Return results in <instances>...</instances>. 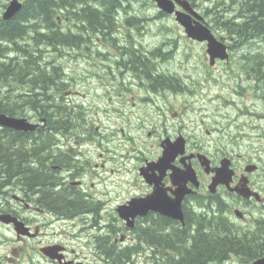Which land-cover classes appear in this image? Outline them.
<instances>
[{
    "label": "flooded vegetation",
    "instance_id": "af4514ba",
    "mask_svg": "<svg viewBox=\"0 0 264 264\" xmlns=\"http://www.w3.org/2000/svg\"><path fill=\"white\" fill-rule=\"evenodd\" d=\"M25 1L18 0L22 7ZM124 1H126L125 4H123ZM186 1L189 8L197 10L200 13V20L202 22H206V16L214 20L211 14L207 15L205 12V9L208 8L205 6V2L208 1ZM203 1L205 2L203 3ZM223 1L225 9H229L230 6L232 10L235 8L234 5H227L228 2ZM11 3H9L8 7ZM109 7V10L102 8L101 10L103 11H100L93 8L91 11L93 13L98 11V13L104 15L105 11H108L109 19L113 20L111 29L115 31L118 30V25L129 23V26L145 33L149 31V26L153 21H155L152 23L153 25L159 23L162 26L168 24V22H165L169 20L168 18H172V16L156 10L155 5L150 1L141 4L137 0H111ZM175 7L179 11H182L180 6H176L175 4ZM238 13H227L226 10L224 20L237 24ZM56 21L59 26L67 27L63 24L62 20ZM63 21L67 25H70L69 20ZM175 26L178 25L175 24ZM78 28L80 29V27ZM78 28L75 30H78ZM91 35L95 36V34ZM131 39L132 31L128 30L123 32L121 36L119 35L118 38L117 36L112 37L111 41L107 44L104 40L100 39L93 40L94 43L92 41L85 43L86 46L98 45L103 48L108 45L111 48L103 50L107 55L106 60L96 53L98 58H91L89 56L93 62L92 68L97 69L96 73L87 77L94 81L88 84L89 94L102 95L108 97L109 102H115L116 97L119 95V87L128 80H131L133 75L139 84L145 87V84H147L146 80L149 82L153 81L152 77L148 78L153 73V69L151 70L152 66L155 65V68L159 66L160 69H163L166 63L173 64L164 57L163 51L167 46L165 44L152 45L150 42L142 40L144 48L155 47V52H159L162 49L161 55L156 53V56L150 58L157 59V64L155 62L154 65L150 61L145 63L149 56H142L143 51L133 52L136 55H132V52L125 53L124 50L126 46L128 47ZM86 40L88 39L84 41ZM112 41H115V44ZM254 44L256 49H260L256 52L258 53V58L259 56L262 58L260 60L261 65L242 64V67H232L231 65L228 72H225V75L234 83V87L226 90L225 95L220 101L221 104L227 103L230 105V103L236 102L238 94V97L243 99V107L240 109L241 113L238 114L236 119L239 120L240 116L243 115H247L249 119L242 121V124L239 126L242 127L239 130L241 133L237 137H230V140L220 141L227 135V127L220 125L218 137L214 131L216 140L209 141L210 133L206 126H203L202 129L200 125L196 124L195 128L185 130L183 122L176 120L177 113L171 109V106H168L169 118L162 122L160 134L154 133L153 130L148 133L149 137L152 136L151 141L157 146L155 155L153 158L136 157L135 159L138 164H134L132 161L134 154L131 152L127 153L126 159L130 163L128 170L126 166H122L120 163L119 168L117 167L116 152L96 150L95 138L98 142V147H100L98 137L84 135V131H87L89 134L90 130L99 131L101 119L98 107L94 104L84 103L75 96L73 99L78 102V107L74 115L75 118H73V114H70L68 106H65V111L62 114L58 112L57 100L53 101L52 97L48 95L46 98L48 103L46 110L53 108L55 116L51 115V118L58 120L62 126L66 127L71 124L72 135L68 132H64V134L58 132V134L56 132L53 133L52 130H48L44 123L45 119L41 116L42 114L34 109V116L41 118L36 119L32 117V120L38 125V132L43 131L41 133L43 134L44 131H47L49 143L37 147V152L33 156H30V158H32V162L36 165L44 166L45 173L48 174V181L45 186H51L58 193V196L46 203L47 196L40 192L41 190L39 192L35 188L26 190L25 186L19 182L17 183V181L12 183V186L1 182L0 214L14 216L28 228V232L25 236H17L12 232L11 227L0 226V264H117L118 253L123 251L129 252L126 264H133L134 257L131 254L133 247L137 248L138 246V249H143L144 252L146 249L150 251V248L139 237L140 231H142L139 226L135 225V229L131 234L126 231V226L123 223L118 222V207L135 197V193L129 197L130 188L133 187L129 186L126 180L128 179L129 172L132 174L140 173L149 164H151L149 173H154L153 176H159L157 172L152 170V163H155L159 158L160 143L163 138H168L166 142L174 144V141L179 136L184 138L186 155L190 158L182 161V158L178 156L176 159H173L170 166L175 170H180L184 165L188 164L195 174L193 181H187L186 183V190L189 193L185 196L181 205L184 218L185 216L187 217L185 213L189 200L192 201L189 216L202 209V211H205V208L210 204L221 202L224 205V212L227 214L234 215V210H237L235 214L238 218L229 219V221L232 224H236L239 233L238 238L243 246L242 251L238 255L240 264H251L256 259L264 258V251L260 249L254 251V248H258L259 245L262 244L264 246V189H262L264 185V158L261 154L262 149L259 147L262 144L255 137L257 122L256 120H252L255 119V116L260 117V115L264 119V111L260 114L258 113V115H254L255 113H252L248 109L253 101L259 100L260 103L264 104V72L261 70L264 66H262L264 64V56L262 55L264 40L257 39ZM228 47L230 49V46ZM166 55L170 56L172 52H168ZM135 56H142L146 60L135 62L132 65V58ZM97 61L98 63L95 64ZM227 64L224 63V65ZM144 67L145 70L149 71V75L143 70ZM231 69H234V71ZM190 79V76H188L183 87V92L189 96L193 90L190 86H194ZM132 82L134 81L132 80ZM239 84H246L247 87L243 86L238 90L236 87ZM78 85H85L83 77L79 78ZM194 89L192 93L196 95V86H194ZM150 90L154 94L156 92L162 94L165 91H179V89H159V91H153L151 87ZM180 96L183 99V93L181 94L180 92L175 96L174 102H179L181 100ZM153 101L149 102L153 104ZM123 103L126 104V98L123 99ZM190 103H192V100H190ZM192 121L190 120L191 123ZM233 122L235 123V121ZM217 128L218 126L213 127L214 130ZM261 131L264 132L262 129L258 130V132ZM202 133L206 135L204 142V137L201 136ZM236 139H239L240 142L234 143ZM227 141L231 142L230 146L227 144ZM50 145H52L51 148ZM232 145H235V147ZM45 150L48 153H45L43 156L42 153ZM198 154L208 158L210 168L212 169L217 167L223 158H229L234 172L230 188H233L237 184L240 188L246 187L250 192L249 197H245L240 192L236 194L229 191L224 185L218 186L216 192L211 193L209 185L212 181L213 173L212 171L209 174L205 172L204 167L200 164V160H198ZM206 169L208 168L206 167ZM170 175L171 170H166L162 176H159L161 179L160 188L168 198H172L173 192L178 188V185L172 182ZM193 184L197 185V190L194 193ZM99 191H103L106 195L116 198V201H105L98 198L96 193ZM238 191L240 190L238 189ZM143 192L145 193L143 195L149 193L146 190V186H144ZM101 204H107L111 207V213L107 219H102L100 216ZM40 215L46 216L38 219ZM142 220L145 222H142ZM152 221H156L157 230L163 234L172 229V227H166L169 224L167 218L153 212H149L142 218L136 219V222L147 223L148 225ZM171 222L174 228L178 227L177 222ZM180 225L182 226V224ZM116 232L129 234L128 236L131 237L130 245L128 243L117 244L114 240ZM139 238L142 242H139ZM159 245L163 247V244ZM52 248L56 249L52 257L56 259L60 258L61 263L58 260H50ZM245 248L252 250L246 251ZM44 251L49 252L50 258ZM44 255L46 258H44ZM244 257H247V259H244ZM119 260L121 261L122 258H119ZM148 261L149 259L145 258L143 263L147 264Z\"/></svg>",
    "mask_w": 264,
    "mask_h": 264
},
{
    "label": "trees",
    "instance_id": "16d2710c",
    "mask_svg": "<svg viewBox=\"0 0 264 264\" xmlns=\"http://www.w3.org/2000/svg\"><path fill=\"white\" fill-rule=\"evenodd\" d=\"M69 1L72 0H29L24 2V7H22L21 11L15 18H11L8 21L0 20V41L8 44L15 43L17 44L15 46L16 48L19 47L18 44H20L17 43V41L23 42L24 44V41H21V38L26 41L28 38L29 40L31 38L35 46L45 43L46 39L51 38V35L47 31L37 33V30L32 26L29 27V29L26 28L28 22L36 19L41 24L44 22V30L58 31L59 36L57 35V38L63 43L76 40V33L81 34V39H88L83 43H90L91 33L95 34V36H100L98 33H94V31L98 30L100 34H104L108 29L112 30L113 20L109 19L108 11H105V15L98 13V11L93 13L91 11L93 8L87 6L86 0H81L80 5H83L84 7L79 8L78 13L72 14L71 18L76 24L82 26H78L80 29L76 31L74 35L67 32L63 33L62 27L59 26L56 21V17H60L59 12L62 11L60 8L55 7L61 5L69 6ZM93 1L97 0H91L89 3H92ZM206 1L210 3V7L205 9L206 14H211L214 18L213 23L226 30L227 33L235 38L240 45H248V47L253 48L250 44L257 39L264 40L263 0H230L227 5H234L235 8L233 10L231 9V6L229 9H225L223 0ZM99 3L100 4H93L97 5L96 10H101L102 7H106L107 4V9H110L109 3H111V0H99ZM34 6L36 9H33ZM226 10L227 13L239 12L237 16V24L224 20ZM103 15L111 20L108 28L104 27L101 23ZM63 19L64 16L61 18L63 24L68 28H71L69 24L67 25L64 23ZM103 19L107 20L105 18ZM119 26L120 25H118V27ZM69 32L71 33L70 30ZM32 34L33 37H29V35L31 36ZM112 36H117L115 30H112V33H109L108 31L109 39H112ZM89 47L90 46H88V48ZM155 49L156 48H144L142 56H149L145 63H148L152 56H156V53H158V55L162 54V50L155 52ZM252 50H248V53L243 52L239 57L243 58V61L240 62L248 64V61H259L256 64L260 66V60L262 58L261 56L258 58V53L256 51L253 52ZM6 52L7 49L5 53ZM25 54L26 53H24V55ZM132 55L136 54L132 53ZM0 56L4 59V61H0V114L11 116L13 115L11 113L13 107V109L27 108L34 101L36 102L35 104H37L36 110L40 112V114L45 113L47 111L46 107L48 103L47 99L43 98L48 95L47 91L49 87L53 85L54 89H56L55 91L59 92L63 86V84L59 82L57 84L56 80H59V78H56L58 74L55 69H53L54 74L50 75L45 69H41L38 63L28 62V60H30V55L28 53L24 57V61L26 62H22L21 60L16 61V58L9 59V57H4L3 53L1 54V51ZM142 56L133 57L132 65L135 64V62L146 60ZM33 59L35 62L37 58ZM3 65H7V67L3 68ZM154 68L155 65L152 66L151 70H154ZM143 70H145V67ZM178 70V67H176L172 74H170L171 70L164 68L163 72L154 77L153 81L150 82L151 89L153 91H159V89H182L183 85L185 86V83L178 78ZM33 71L36 72V75L30 73ZM145 73L149 75L148 70H145ZM35 77H38V79L43 82H45V79L48 81L54 80L55 83L48 82L49 85L46 84L44 86L47 87L48 85V87L45 89L42 87L44 90H41L42 94L39 96L36 92L33 93L36 87L35 80L37 78ZM150 77L151 75L148 78ZM11 91H14V93H10ZM52 93L53 92L50 94ZM19 104H21V106ZM57 108L58 112H62L59 106ZM41 116L45 119L47 128H51L52 125H55L56 122H54L55 120H52V118H48V116L45 115ZM72 117L75 118L74 115H72ZM58 124L59 126H62L61 123ZM66 127H70V125ZM58 130L62 133L60 129ZM42 132L43 131H39L38 133H26L25 135L19 132L15 133L13 132V129L10 128L0 127V173H5L1 182L5 185L12 186L11 184L14 183V179H16L14 169L16 170V168H20V171L23 170V174L20 177L22 180H16L17 183L19 182L25 186L26 190L29 188H35L38 192L41 190L40 192L47 196L45 200L47 203L49 200L57 198L58 193H56L51 186H45L47 185L48 174L45 173L44 166L36 165L32 162V158H30V156H33V154L37 152V147L43 145L42 143L44 141L41 142L40 138L43 136L46 137L47 131H44L42 134L43 136H39ZM34 134L37 135L34 137ZM32 137L38 139L31 140ZM3 145L11 146V151L8 152L10 149L3 147ZM8 153H11L14 156V159L12 155L7 157ZM2 159H4V161ZM42 167L43 170H40ZM24 172H26V174H24ZM45 189L48 190L44 191ZM218 203L219 202L211 204V207L214 208L215 206H219ZM189 212V210H186L185 214H187V217L185 216L184 218L186 221V226L184 228L179 229L178 227H172L171 231H168L165 234L157 230L158 227L156 221H152L150 225L147 223L136 224L142 229L139 237L145 243L152 246L151 249L153 251H151V254L154 256V260H151L148 264H223L231 257L239 255L243 246L239 241L237 233L233 230L235 226L230 225L227 219H207L203 215H197L194 217L193 214L189 216ZM142 222L145 221L142 220ZM140 238L139 242H142ZM172 238H174L175 241H173ZM102 243L106 244L107 242ZM158 243L163 244V247H160ZM259 249L264 251V246L261 244L258 248H254V251H258ZM139 250L136 251V248H133L131 254L139 256L141 255ZM251 250L252 249H246V251ZM157 251H161L162 256H159ZM171 252H174V255L171 256ZM128 255L129 252L126 253L125 251L118 253L117 264H125ZM119 258H122V260L120 261ZM244 259H247V257H244Z\"/></svg>",
    "mask_w": 264,
    "mask_h": 264
},
{
    "label": "rangeland",
    "instance_id": "374dc122",
    "mask_svg": "<svg viewBox=\"0 0 264 264\" xmlns=\"http://www.w3.org/2000/svg\"><path fill=\"white\" fill-rule=\"evenodd\" d=\"M9 0H0V18H1V14L2 12L5 11V7H7ZM80 1L81 0H72L69 1V6H56L55 8H60L61 11H64L68 14V16H71L74 13H78V9L81 7H84L83 5H80ZM91 0H86V2L88 3L87 6L88 7H92L94 9H97V5H93V4H100L99 0L97 1H93L92 3H89ZM226 2H229L230 0H225ZM126 1H124L123 4H125ZM139 2L141 4H145L147 2V0H139ZM205 1H203L204 3ZM104 10L106 9V7H102ZM33 9H36V7L34 6ZM107 10V9H106ZM103 11V10H100ZM55 17V15H54ZM66 17V16H65ZM103 18L107 19L104 20ZM99 19V18H97ZM206 20V17H205ZM111 20H109L106 16H102V20L101 23L102 25H104V27L108 28L109 23ZM75 22V21H74ZM207 22V20H206ZM4 23V22H2ZM76 23V22H75ZM151 23V21H150ZM44 24V22H43ZM43 24L39 23L36 20H32L31 22H28L26 28L29 29V27H34V29L37 30V33H41L43 31H47L50 35L51 38L46 39L45 43H42L38 46H35L33 44L32 39L28 38V40H24L23 38H21V41L23 42H19L17 41L19 47H15L17 44L12 43V44H8L6 42H1L0 41V51L1 54L3 53L4 57H11V58H16V61H22V62H26L24 61V57L25 55H27V53L30 55V60H28V62L31 63H38L41 69H45L50 75L54 74L53 69H55V71L57 72V76L56 78H59L58 82L65 85L66 87L71 88V90H67V91H71V93H83L81 91L76 90L75 86H74V80L75 77L77 75L76 73V69L75 66L72 64V62L69 60V56L73 55L77 58V60H79V62L81 63L82 67L85 68L86 72H88L86 75L89 76L91 75V72H89L92 67H93V62L91 61V59L89 58V56L91 58H98L96 54H99L103 57L104 60H106L107 55L105 53V51H103L101 49V46L95 45L92 47H89L85 45L84 39H81V34L80 33H76V31L79 30L78 26H82L80 24H76L77 26H74L71 22H70V26L71 28H63V33H66L67 31L69 32V29L71 31L72 34H75L77 36L76 40H73L72 43L70 41L63 43L60 42L57 38V35L59 36V32L58 31H54V30H48L45 29V27H43ZM152 24V23H151ZM150 24V25H151ZM207 24L209 26H207V28L210 29V26L212 25V23H208ZM36 25V26H33ZM139 25V23H138ZM170 28L168 29V31H164L165 34L163 35V37H167V39H169V41H166V44L168 46H166L164 48V51H166V49L168 47H172V55L167 56L164 55L165 59L168 60L169 62L175 64L178 68H180L182 70L183 73L189 72V76H190V81L191 83L198 87V83L199 82H204L206 85V91L208 93V95L210 97H213L214 94L217 92V89L219 87V85L222 82H225L228 78L224 76V73L226 71V69L229 66H226L225 68H223V71L221 68H219L214 74L213 77L217 78V81L219 82L216 85V82H214V79L210 78V70L213 69V67L211 68V65L208 64L209 60L207 59L206 56V52H205V45L204 44H198V42H195V44H193L191 41L187 40L188 38L184 35L182 36V32L180 30H182L181 28H179L178 30L175 28L174 30H172V24L170 23ZM25 28V29H26ZM78 30H75L77 29ZM125 30H131L132 31V39L130 40V42L128 43V47L126 46L125 48V53H129V52H140V51H144V45L142 42L143 38H147L151 41V39L149 37L146 36V34L140 30H136L133 27L129 26L128 24L124 23L123 25H121L120 27H118V30L116 31V33H119V35H122V32ZM108 31L109 33H112V30L108 29L104 34H100L98 32V30H96V32L94 33H98L102 39L108 43L111 40L108 37ZM212 33L215 35V37L219 40H221L222 42H224L225 44L230 46V49L228 50V57L230 54V59L232 60V58L234 57V61L230 62V64L232 65V67H242V64H245L244 62H240L243 61V58H239L242 53H248V50H252L253 52L255 51H259L260 49H256L254 42L252 44H250V46H252L253 48L248 47V45H240L238 44V42L235 40V38H233L231 35H229L227 33L226 30L222 29V27L220 26V29L214 28L212 29ZM93 34V33H91ZM33 34L29 37H32ZM93 42V40L95 41V37L91 35V39ZM172 40L175 41L176 40V44L172 43ZM152 42V41H151ZM113 44H115V41H112ZM21 47V48H20ZM7 49V52L5 53ZM22 49V50H21ZM25 51V52H24ZM27 51V52H26ZM91 52L89 55L88 53ZM24 53H26L24 55ZM96 53V54H95ZM232 55V56H231ZM262 55L264 56V50L262 52ZM33 58H37L36 61L34 62ZM236 59H238V61H236ZM0 61H4V59L0 56ZM157 64V59H150V63L151 64ZM255 62V63H254ZM259 61H248V65H253L256 66ZM214 64V62L212 63ZM213 66V65H212ZM221 67H224L223 63H220ZM258 66V65H257ZM263 66V64H262ZM7 67V65H3V68ZM262 72H264V66L261 68ZM221 71H222V75H221ZM32 74L36 75V72H30ZM31 77V75H30ZM35 80V91L33 93L36 92V94H39V96L42 94L41 90H44L45 88L48 87V82H52L55 83L54 80L52 81H48L47 79H45L44 77H42L43 79H45V82L41 81L38 79V77ZM89 79H86V82H88ZM46 84L47 87H44ZM194 86H190V88L194 89ZM247 87L246 84H239L236 88L238 90H240L242 87ZM42 87H44V89H42ZM60 88V87H59ZM199 88V87H198ZM56 89H54V86L51 85L47 91V94L49 95L51 92H53L51 95L52 100H58L62 94H58V91H55ZM183 90V89H182ZM193 90L191 91L190 96L186 95L184 92L183 96L181 99L180 96V101L179 102H174V98L176 95H170V94H161L158 98L157 101V109L156 112H153V120H151L152 125H150L149 131L152 129L154 133L159 135L160 129H161V124L164 120L168 119V111L167 108L168 106H171V109H173L175 112L179 113L181 111L182 113V107L188 105L190 103V100H192V102H207L205 99V96L203 95V93L201 91L198 92V94L193 95ZM10 93H14V91H11ZM26 95V94H24ZM47 96H45L43 99H46ZM23 96V95H22ZM145 96L146 94L144 92H138L136 91L134 93V95H132L130 98H128V108L126 107V111L125 108H122V110H120L118 113H115L116 110L112 111L110 116H108L107 118H105V121H100L99 124V131H95V136L98 135L100 133V136L103 137L102 138V145L98 150H104V149H109L110 151H115L117 152V162L120 163V159H122V155H120V153H128L130 152V150H132L134 148V141L133 139L137 140L139 142V134L136 132V130L132 127L131 123L129 122V116L133 115V113H136L139 109H146L145 108V102H143L141 100V97ZM239 96V94H238ZM236 97V102L237 103H230V105H228L226 108L225 107H221L219 109V111L217 113L221 114V116H216L215 113V117L210 119L211 124L216 123L218 125H223L225 127H227V135H225V137L222 140H230V137H237L238 134H240L241 132H239L240 129H242V127H239L242 124V121L248 120L249 117H247V115H243L240 116L239 120L236 119V117L238 116L240 112V109H242L243 107V99L240 97ZM73 97H70V99H68V104H71L73 102ZM102 97H99L95 94H93V96H89L87 99L89 101H93L96 103H98L97 107H101V104H107L108 99L104 100ZM249 97V96H247ZM36 102L34 101L31 105H29V107H27V109L30 110H34L37 108ZM136 104V106H133V104ZM208 104V102H207ZM248 104V103H247ZM119 105H124L123 100H121L119 102ZM209 109L206 111V113L210 114L213 109L210 110L211 108V104H208ZM218 107V106H217ZM189 109L192 110V103L189 104ZM249 111H251L252 113H255L254 115H258V113L260 114L261 112L264 111V104L261 102L257 103L255 105V102L253 101L250 106H249ZM54 109L51 108L50 110H47L45 113H43L42 115L48 116V118H51V115H54ZM188 113V112H187ZM122 117V118H121ZM173 117V116H172ZM171 117V118H172ZM120 118V119H119ZM52 120H55L52 118ZM252 120H256V135L255 137L258 138V140H260V144H262L261 147V154L264 158V132H258V130L262 129L264 130V119L258 116H255V119ZM235 121V123L233 122ZM249 125V123H247ZM71 125V124H70ZM188 129L190 128L191 124H186ZM215 126V125H214ZM29 128V127H28ZM62 132H68L70 133V135H72V131H71V126L70 127H64V126H59L58 122L55 123L54 125V129H53V133L54 132H59V130ZM55 130V131H54ZM15 133H18V131H13ZM258 132V133H257ZM145 134H146V130L141 131L140 130V136L145 138ZM258 134V135H257ZM26 135V134H25ZM128 135H131L128 136ZM101 139V138H100ZM206 137L203 138V142L205 141ZM152 140V136L146 138V145H145V157H153L155 155V145L154 142L151 141ZM130 141V143H129ZM24 142V140H23ZM240 140L236 139L234 140V143H239ZM44 145V143H42ZM227 144L230 146L231 142L227 141ZM235 147V145H232ZM3 147H6L10 150H8V152L11 151V146H5L3 145ZM15 148V147H14ZM123 151V152H122ZM45 153H48L46 150L43 151L42 155L44 156ZM11 153H8V156H11ZM126 156V155H125ZM181 158L183 157L182 155H179ZM13 159L14 156L12 155ZM8 159V158H7ZM125 159V158H123ZM185 159V158H184ZM4 161V159H2ZM11 161V159H10ZM9 166V165H8ZM25 166V165H24ZM7 167V166H5ZM43 170V167L40 169ZM22 171H20V168H16V170L14 169V175L15 178L14 182L16 180L20 181L22 180L21 175L23 174ZM5 173L1 174L0 173V186H1V181L3 179ZM24 174H26V172H24ZM13 176V175H12ZM48 189H45L44 191H46ZM96 196L102 200L105 201H116V198L111 197L106 195L103 191H99L96 193ZM45 199V198H44ZM142 212V211H141ZM111 213V207L108 206L107 204H101L100 207V216L102 219H107V217L110 215ZM198 213V212H197ZM197 213H194L193 216L196 217ZM140 215V211L139 213L136 211L133 214V217L130 219L135 218L136 216ZM194 219V218H191ZM104 221V220H102ZM233 229V228H232ZM237 235H239L237 227H234L233 229ZM173 241H175L174 238H172ZM240 241V239H239ZM260 244V243H259ZM148 249L145 250V252L147 253ZM141 252V254L144 253L143 249L139 250ZM147 255V254H146ZM146 255H142V256H137L135 255L133 258V264H140V262L142 260H144L146 258ZM51 260H55V259H51ZM59 262L61 263V260H59ZM224 264H240V261L238 259V256L236 257H232L230 258L227 262H225Z\"/></svg>",
    "mask_w": 264,
    "mask_h": 264
},
{
    "label": "bare ground",
    "instance_id": "6f19581e",
    "mask_svg": "<svg viewBox=\"0 0 264 264\" xmlns=\"http://www.w3.org/2000/svg\"><path fill=\"white\" fill-rule=\"evenodd\" d=\"M137 1H138V3H140L139 0H137ZM149 1L155 5L156 10L160 11L161 13H164V14H167L169 16H172V18H168L169 20L165 21V22H168L167 25L164 24V25L161 26V25H159V23L158 24L156 23L155 25L151 24L149 26V31L145 32V34H146L147 37H149L151 39L153 44L161 43L162 45L163 44L167 45L166 41L167 40L169 41V39H167V37H163V35L165 34V32H164L165 30L168 31V29L170 28L169 24L171 23L172 24V30H174L175 28L177 30L179 28H181L182 30H180V31L182 32V36L185 35L188 38L187 40H189V41L192 40L191 42L193 44H195V42H198V44H201V45L204 44L205 45L206 56H207V59L209 60L208 64L211 65V68H212L214 65L211 63L210 56L207 53L209 41L208 40H197L195 38H191V37L188 36V32H187V29H186V21L189 20V24L190 25H192V22L198 23L201 27L205 28L209 32V34L213 37V39L215 40V43L217 45L223 44V45L227 46V51L229 50V47H228L229 45H227L224 42H222L221 40L217 39L215 37V35L212 33V29H214V28L220 29V26H218V25L216 26L213 23V20L207 18V16H206L207 22L208 23H212V25L210 26V29L207 28V26H209V25L206 22H202L200 20L201 19L200 18L201 17L200 13L197 10H193V9L189 8L188 3H187L186 0H147V2H149ZM180 1L182 2L181 4H180ZM184 1H185V3H183ZM175 4H176V6H180L182 8V11H179L178 9H176ZM205 6L206 7H210V3L205 2ZM5 10H6V7H5ZM194 12L196 13L198 18L194 17ZM59 14H60V17L57 16L56 20H61V15L64 16V17L66 16V18L74 26H76V23L73 21L71 16L65 15V14H67L66 12L62 11V12H59ZM4 17H5V11L2 12L0 20H3V21H8L9 20V19L4 20ZM153 22H155V21H153ZM175 24H177L178 26H175ZM62 30H63V28H62ZM67 33H69L71 35H74V34L68 32V31H67ZM71 43H72V41H71ZM172 43L176 44V40L175 41L172 40ZM164 52H166V53H164ZM168 52H173L171 46L168 47L166 49V51H163V54L166 55ZM227 57H228V54H227ZM68 58L72 62V64L75 66V69H76L77 75H76L75 80H74V86H75L76 90L87 94L88 97L89 96H93V94H89L88 93L89 92L88 91V89H89L88 84H90V83H92L94 81L89 79L88 82H86V79H88L87 78L88 76L86 74L88 72H86V70L82 67L81 63L79 62V60H77V58L75 56L71 55ZM9 59H15V58L9 57ZM228 59H230V54H229ZM234 60L235 59L233 57L232 60H229V61L233 62ZM214 61H216V59ZM236 61H238V59H236ZM97 63H98V61L95 64H97ZM176 67L177 66L175 64H170V63L167 64L166 63V66L164 68L165 69H167V68L170 69L171 70L170 74H172L173 70ZM163 69H160L159 66L154 68L153 73L151 74V77L154 78V76L159 75L160 73L163 72ZM178 69H179L178 70V74H179L178 78H180L185 83L190 73L189 72L183 73L180 68H178ZM89 72H91V75H92V74L97 72V69H93L92 68ZM80 77L84 78L85 85H83V86H79L78 85V80H79ZM131 78H132L131 80H128L127 82H125L123 85H121L119 87V95L116 97V101L115 102H109V100H108L107 104L102 103L101 107H98V109L102 113L101 121H105V118L110 116L111 112L114 111V110H116L115 113H118L120 110H122V108H125V111H126V107L128 108V105H129V102H128L127 99L130 98L132 95H134V93L136 91L144 92L146 94V97L145 96L141 97V100L146 103L144 105L146 109L142 110V109L138 108V111L136 113H133V115L129 116V122L131 123L132 127L136 130V132L139 134V137H138L139 138V142L137 140L133 139L134 148L132 150H130V152L134 154V158L132 159L133 163L134 164H138L136 162L135 158L136 157H138V158L145 157V149L144 148H145V145L147 144L146 143V138L149 137L148 133L150 131H152V129L149 131V128H150V125H152L151 120H153V117H154L153 112L155 113L156 109H157V101L156 100H158V98H159V96L161 94H158V92H156V94H154L150 90V82L148 80H146L147 84H145V87H142L141 84H139V82L135 79L134 75ZM132 80L134 82H132ZM183 87H184V85H183ZM183 87H182V89H183ZM182 89H179L178 92H176V91H171V92L170 91H165L162 94H170V95H176L177 96L180 92L182 94V92H183ZM67 90H71V88L66 87L65 85H63L61 87L60 91L58 92V94L59 93L62 94V96L57 100L58 106H59V108L62 111L61 114L65 111V106L68 105V99H70V97L74 96V93H71V91H67ZM198 92H199V90H197V94H198ZM260 93L262 94V92H260ZM76 94H79V93L77 92ZM97 96L102 97V95H97ZM124 96H126V97H124ZM103 98H104V100L108 99V97H105V96ZM124 98H126V104L119 105V102L121 100H123ZM152 100H154L153 104H151V102H149V101H152ZM98 103H97V106H98ZM148 103H150V104H148ZM234 103H237V102H234ZM257 103H259V100L255 101V105ZM19 105L21 106V104H19ZM16 106H15V108H16ZM133 106H136V104L134 103ZM13 108L11 109V113L13 114L11 116L6 115V114H0V127H6V128L13 129V130H15L17 128H22V129L26 130V133H32V132L33 133H38L37 132L38 131V125L32 120V117H34L36 119L41 118V117H37V116L35 117L33 110L27 109L26 107H23L22 109H19V108L18 109H13ZM205 118H207V116H204L203 118H199L197 120V122H199L200 120L203 121ZM202 121H200V123ZM54 122L60 123L56 119H55ZM44 123L46 124L45 120H44ZM212 126L213 127L218 126L217 129H215V130L213 129L215 131L217 137H218V134H219L218 131L220 129V125H218L216 123H213ZM184 127H185V130L188 129L187 125H184ZM190 128H195V127H193L192 124H191ZM47 129L53 131L54 126L51 127V128H47ZM140 130L141 131L146 130L145 138L140 136ZM56 133H58V132H56ZM59 133L60 134H64V132H62V133L59 132ZM159 134H160V132H159ZM36 135L37 134H34L33 136L35 137ZM84 135H86V136L87 135L95 136V131L90 130V134L87 131H84ZM39 136H43V135L41 134ZM128 136L131 137V135H128ZM34 137H32V138H34ZM95 137L99 138V143H100V147H101L102 138L103 137L100 136V133L98 135H96ZM32 138H31V140L38 139V138H34V139H32ZM48 138H49V136L46 134V137L43 136L42 138H40V141L41 142L44 141L43 142L44 144H48L49 143ZM178 138H183V137L179 136ZM167 140H168V138H163L162 139V141L160 143L161 150H160L159 158L156 160L155 163H152L153 166H154L155 172H157L159 174V176H162V174H164L166 172V169L169 170L170 163L173 161L174 158L176 159L179 155L183 156L182 157V161L187 160V159L190 158L189 156L186 155V147L184 149H182V150L169 151V156L165 157L166 152L164 151V148H165V144H166ZM95 141H96L95 148H96V150H98L100 147H98V145H97L98 142H97L96 138H95ZM129 143H130V141H129ZM51 146L52 145H50V148H51ZM155 149L157 150V146L156 145H155ZM99 151L103 152V151H110V150L109 149H104V150H99ZM112 152H115V151H112ZM120 155L123 156L122 159H120V164L122 166H126L127 170H128V167H129L130 163L126 159V156H125L126 153H120ZM115 157H116V161H117V152H116V156ZM123 158H125V159H123ZM149 158H153V157H149ZM162 162H166V163L160 166V164ZM140 163H141V161H140ZM148 166H150V164ZM186 166L187 167H191L190 165L186 164V165L183 166L182 169L183 170L186 169ZM117 167L119 168V163L118 162H117ZM146 168L144 170H142L140 173H137V174H132V173L129 172L128 179L126 180L128 182V184H129V186L133 187V188H130L129 197H131L134 193H135V197L127 200V202L125 204H123L122 206H119L117 215H118V219H127L125 221L127 224H130V223H133L134 225L143 224L142 222H136V219L142 218L143 216H145L149 212L155 213L156 209H158L162 205H165L166 203H168V202H170L172 200H177L178 201V199H180V204L182 205L183 199L189 193L186 190V186L185 185L177 184L178 188L176 189V191L173 192L172 198H168L165 195V193L163 192V190L160 188V185H161L160 177L159 176H153L154 173H149L148 170H146ZM172 182H174V181L172 180ZM262 184H263V182H262ZM144 186H146V190L149 191V193L146 194V195H143V194H145L143 192ZM193 188H194L193 189V193H194V191L197 190V185L193 184ZM262 189H264V185L262 186ZM152 195H153V201H152ZM150 202L153 203V207L152 208L149 207L145 211V213L142 214L141 211H144V204L145 203H150ZM191 203H192V201L189 200L186 210L190 211ZM218 205L219 206H217V207L215 206L213 208V207H211V204H210L208 207L205 208V211H202L203 210L202 209L201 211H199L197 213V215H203L207 219H237L238 218L236 214L229 215L226 212H224V205L221 202H219ZM136 211L138 213L140 211V215L136 216L133 219H130V218L133 217V214ZM165 217L168 218V219H173L171 216H165ZM181 219H184V215L182 216ZM102 237L105 238L104 235H102ZM114 240L116 241L117 244H121V243L126 244V243H128L130 245V243H131V237L128 236L127 233H125V232H123V233L116 232V236H115ZM133 248H135V247H133ZM137 250H139L138 246L136 248V251ZM44 258H46V256ZM52 258L53 257H51L50 260ZM53 259L58 260V261L60 260V258L59 259L53 258Z\"/></svg>",
    "mask_w": 264,
    "mask_h": 264
},
{
    "label": "water",
    "instance_id": "95a60500",
    "mask_svg": "<svg viewBox=\"0 0 264 264\" xmlns=\"http://www.w3.org/2000/svg\"><path fill=\"white\" fill-rule=\"evenodd\" d=\"M183 3H185V1ZM180 4H181V2H180ZM19 10H20V7L18 8L17 5H16V2L13 1L11 3V5L7 8V10L5 12L4 19L12 18L14 16V14L17 13ZM194 17L198 18L195 12H194ZM186 29H187L189 37L195 38L197 40H208L209 41L207 53L210 56L211 63H213L215 58H220V60H222V61L228 59V57H227L228 53L226 51L227 48L225 49L224 46L218 47V45L215 43V40L213 39V37L209 34V32L205 28L201 27L196 22H192V25H190L189 24V20H188V21H186ZM169 151H170V149L169 150L165 149V152H166L165 157L169 156ZM165 163L166 162H162L160 164V166L165 164ZM214 172H216V176L212 179V184L210 185V191L211 192H214L216 186H218L219 184H225L226 186H228V184H229V182L231 180V176H232V171L228 170V161L221 162V167L219 169H217L216 171H214ZM233 191L237 192L238 188H234ZM238 192L243 193L245 197L249 196V192H248V190L246 188L245 189L242 188ZM152 201H153V195H152ZM149 207L150 208L153 207V203L152 202L144 204V211H142V214H144L145 211ZM181 216L182 215L180 213V219H179L180 221H182ZM0 221L4 222V223H9L11 220H9V219H0ZM18 227H19L20 231H23V229L20 226H17V229H18ZM252 264H264V258L260 259V260H257V261H255Z\"/></svg>",
    "mask_w": 264,
    "mask_h": 264
}]
</instances>
